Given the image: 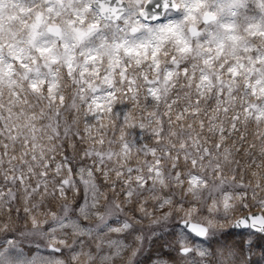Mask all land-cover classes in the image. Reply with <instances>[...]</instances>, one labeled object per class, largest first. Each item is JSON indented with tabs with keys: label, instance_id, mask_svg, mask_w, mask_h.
<instances>
[{
	"label": "snow or ice",
	"instance_id": "6c2138e0",
	"mask_svg": "<svg viewBox=\"0 0 264 264\" xmlns=\"http://www.w3.org/2000/svg\"><path fill=\"white\" fill-rule=\"evenodd\" d=\"M0 264H264V0H0Z\"/></svg>",
	"mask_w": 264,
	"mask_h": 264
}]
</instances>
